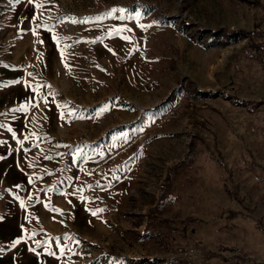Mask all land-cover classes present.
<instances>
[{"label": "rangeland", "instance_id": "rangeland-1", "mask_svg": "<svg viewBox=\"0 0 264 264\" xmlns=\"http://www.w3.org/2000/svg\"><path fill=\"white\" fill-rule=\"evenodd\" d=\"M248 38L264 0H0V264H263Z\"/></svg>", "mask_w": 264, "mask_h": 264}, {"label": "trees", "instance_id": "trees-1", "mask_svg": "<svg viewBox=\"0 0 264 264\" xmlns=\"http://www.w3.org/2000/svg\"><path fill=\"white\" fill-rule=\"evenodd\" d=\"M244 1H255V0H244ZM213 35L216 37H222L224 39H226L227 41H235L245 35L248 34L249 29H243L241 27L238 26H233V27H229V28H224L222 26H218L217 28L213 29ZM262 42L263 40H257V39H251L248 38L247 40V45H249L252 49L255 50V52L258 54V59L264 64V58L262 56H259V51L262 48ZM229 96L232 97V99L234 101H243V100H239L237 99L233 94H227ZM259 263H263L264 262H259Z\"/></svg>", "mask_w": 264, "mask_h": 264}, {"label": "snow or ice", "instance_id": "snow-or-ice-1", "mask_svg": "<svg viewBox=\"0 0 264 264\" xmlns=\"http://www.w3.org/2000/svg\"><path fill=\"white\" fill-rule=\"evenodd\" d=\"M29 2H31V0H29ZM36 7L37 8H41V7H43V5L42 4H36ZM113 11H119V10H113ZM33 19H35V17L33 18ZM73 22H80V23H87L88 21L87 20H83V21H73ZM39 27H41V25H39V24H37L36 25V28H39ZM44 27H47L46 25L44 26ZM36 28H33V35H36ZM117 32H119L120 30H116ZM109 35H111V33H109ZM53 39L54 40H57V37H55V36H53ZM97 39H99V38H97ZM123 39H125V40H129L130 38L129 37H127V36H125V37H123ZM94 42V41H93ZM110 51H111V49H109ZM61 56H62V58H63V52H61ZM39 86H37V88H38ZM24 107L25 106H21V109H18V110H23L24 109ZM69 115H71V113H69ZM9 131H11V129H9ZM89 187H91V186H89ZM81 199H84V197H81ZM21 206H23V204L21 205ZM54 211H59V210H57V209H54ZM103 211V209H96V211H93L92 212V215L93 216H95V215H97V213L98 212H102ZM15 243H19V241H16ZM15 246V244H13V247Z\"/></svg>", "mask_w": 264, "mask_h": 264}]
</instances>
